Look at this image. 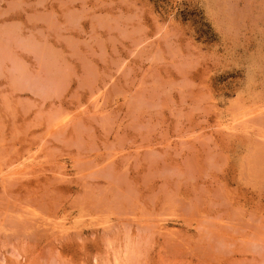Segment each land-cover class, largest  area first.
<instances>
[{
    "label": "rangeland",
    "instance_id": "rangeland-1",
    "mask_svg": "<svg viewBox=\"0 0 264 264\" xmlns=\"http://www.w3.org/2000/svg\"><path fill=\"white\" fill-rule=\"evenodd\" d=\"M0 264H264V0H0Z\"/></svg>",
    "mask_w": 264,
    "mask_h": 264
},
{
    "label": "bare ground",
    "instance_id": "bare-ground-1",
    "mask_svg": "<svg viewBox=\"0 0 264 264\" xmlns=\"http://www.w3.org/2000/svg\"><path fill=\"white\" fill-rule=\"evenodd\" d=\"M256 111V110H255ZM240 124V123H239ZM234 126V125H233ZM234 128V127H233Z\"/></svg>",
    "mask_w": 264,
    "mask_h": 264
}]
</instances>
